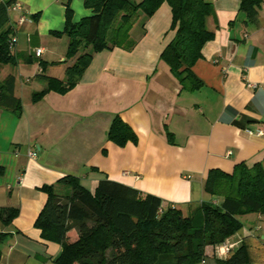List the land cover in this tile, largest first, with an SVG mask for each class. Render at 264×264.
I'll return each instance as SVG.
<instances>
[{
  "label": "crops",
  "instance_id": "obj_1",
  "mask_svg": "<svg viewBox=\"0 0 264 264\" xmlns=\"http://www.w3.org/2000/svg\"><path fill=\"white\" fill-rule=\"evenodd\" d=\"M205 1L213 7L205 25L214 37L191 68L201 83L197 89L184 90L160 57L174 36L171 8L163 2L149 18L138 12L131 50L93 53L75 86L34 100L47 86L40 75L64 80L65 68L81 53L67 57L64 3L72 23L93 12L84 0H17L21 10L9 12L17 61L0 69V80L15 77L22 104L19 116L0 109V208L12 207L17 215L7 222L0 217V264H58L61 244L45 240L34 223L47 200L42 186L69 193L58 182L63 177L77 178L91 192L107 178L188 215L202 201L221 203V195L203 187L210 171L230 174L238 164L264 170V135L255 134L264 128V4L249 21L239 0ZM115 116L136 141L120 145L108 138ZM238 219L242 228L224 242L233 249L246 242L249 264H264V214ZM78 236L76 226L66 233L69 242ZM218 246L205 247L202 264L227 257Z\"/></svg>",
  "mask_w": 264,
  "mask_h": 264
},
{
  "label": "trees",
  "instance_id": "obj_2",
  "mask_svg": "<svg viewBox=\"0 0 264 264\" xmlns=\"http://www.w3.org/2000/svg\"><path fill=\"white\" fill-rule=\"evenodd\" d=\"M163 2L171 8L170 28L174 36L160 57L184 90L197 89L201 83L191 68L201 57L202 46L214 37L205 25L206 18L214 14L209 2L84 0V6L93 13L77 23L71 22L72 10L68 2L64 3V33L69 38L67 57L81 53L65 68L64 80L40 75L47 86L34 93L33 99H39L49 90L62 94L75 86L93 53L114 48L131 50L136 42L130 30L138 12L149 18ZM239 2L240 12L249 21L257 19V10L264 4V0ZM14 3L17 0H0V69L17 61L9 44L15 34L9 17V8ZM86 48L90 50L87 52ZM14 88L13 75L0 80V109L19 116L22 104ZM107 136L120 145L136 141L130 127L117 116ZM58 182L69 187V193L61 196L54 185L42 186L47 200L34 223L45 240L61 244L58 264H198L205 258L206 246L220 245L242 228L238 216L247 212L264 214V170L260 164L250 168L238 164L230 174L210 171L203 187L207 193L221 195L223 199L220 204L202 201L188 215L174 206H163L162 200L153 194H141L107 178L99 180L93 192L72 176ZM16 215L17 210L12 207L0 208V217L6 222ZM72 226H76L79 236L69 242L66 233ZM3 236L0 234V244ZM249 262L248 245L243 241L218 264Z\"/></svg>",
  "mask_w": 264,
  "mask_h": 264
},
{
  "label": "built area",
  "instance_id": "obj_3",
  "mask_svg": "<svg viewBox=\"0 0 264 264\" xmlns=\"http://www.w3.org/2000/svg\"><path fill=\"white\" fill-rule=\"evenodd\" d=\"M10 11H15V10H21V7L20 5L17 3H14L10 6L9 8ZM26 19L24 17H20L19 19V22H24ZM16 42V36H12L11 40H10V46L13 47L14 44ZM42 53V49L41 48H38L36 51H35V54L36 56H40ZM250 132V131H249ZM256 135H264V128H259L256 130L255 132ZM28 156L31 157V158H35L36 156V153L34 151H28ZM218 249H219V253L224 255V256H228V254L230 253V251L233 249V245L232 244H229L227 242H224V243H221L219 246H218Z\"/></svg>",
  "mask_w": 264,
  "mask_h": 264
},
{
  "label": "rangeland",
  "instance_id": "obj_4",
  "mask_svg": "<svg viewBox=\"0 0 264 264\" xmlns=\"http://www.w3.org/2000/svg\"><path fill=\"white\" fill-rule=\"evenodd\" d=\"M198 264H202V263H198Z\"/></svg>",
  "mask_w": 264,
  "mask_h": 264
},
{
  "label": "water",
  "instance_id": "obj_5",
  "mask_svg": "<svg viewBox=\"0 0 264 264\" xmlns=\"http://www.w3.org/2000/svg\"><path fill=\"white\" fill-rule=\"evenodd\" d=\"M135 221H136V219H135Z\"/></svg>",
  "mask_w": 264,
  "mask_h": 264
}]
</instances>
